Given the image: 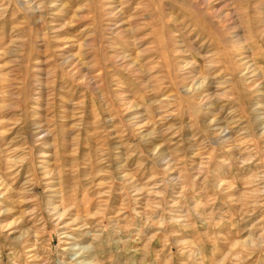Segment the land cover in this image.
Returning a JSON list of instances; mask_svg holds the SVG:
<instances>
[{"label": "rangeland", "instance_id": "rangeland-1", "mask_svg": "<svg viewBox=\"0 0 264 264\" xmlns=\"http://www.w3.org/2000/svg\"><path fill=\"white\" fill-rule=\"evenodd\" d=\"M0 264H264V0H0Z\"/></svg>", "mask_w": 264, "mask_h": 264}]
</instances>
